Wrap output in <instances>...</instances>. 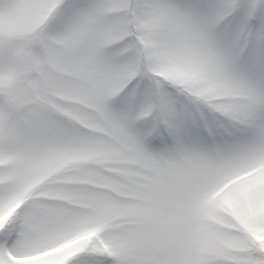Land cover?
Segmentation results:
<instances>
[{
    "label": "snow or ice",
    "instance_id": "6c2138e0",
    "mask_svg": "<svg viewBox=\"0 0 264 264\" xmlns=\"http://www.w3.org/2000/svg\"><path fill=\"white\" fill-rule=\"evenodd\" d=\"M0 264H264V0H0Z\"/></svg>",
    "mask_w": 264,
    "mask_h": 264
}]
</instances>
